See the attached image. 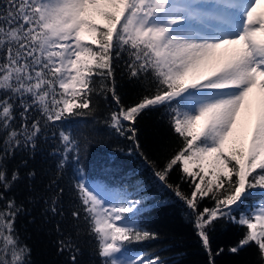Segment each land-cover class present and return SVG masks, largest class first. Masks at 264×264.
Instances as JSON below:
<instances>
[{"label":"snow or ice","instance_id":"obj_1","mask_svg":"<svg viewBox=\"0 0 264 264\" xmlns=\"http://www.w3.org/2000/svg\"><path fill=\"white\" fill-rule=\"evenodd\" d=\"M261 0H0V264H31L6 198L20 179L5 161L35 151L51 132L56 168L73 170L71 217L95 240L99 264H163L130 246L157 238L140 223L145 211L138 185L130 193L85 178L81 153L88 137L73 133L96 111L94 96L108 94L116 108L105 119L127 139L164 187L193 216L201 246L215 264L209 230L218 220L243 228L229 251L252 246L264 264V12ZM127 56L130 81L150 83L151 94L125 107L115 91L116 60ZM99 85V87H97ZM256 94L255 108L252 101ZM167 110L179 147L157 168L140 152L135 124L148 110ZM58 134V135H57ZM84 140V145L81 144ZM122 151V149H121ZM133 148L128 149L131 155ZM179 170L180 184L168 182ZM29 178L35 173H29ZM59 188L47 211L60 210ZM210 199L213 207H199ZM248 201L253 203L249 204ZM57 231H60L57 225ZM79 264L72 237L58 241ZM223 249H220L222 252ZM217 252L215 255H219Z\"/></svg>","mask_w":264,"mask_h":264},{"label":"trees","instance_id":"obj_2","mask_svg":"<svg viewBox=\"0 0 264 264\" xmlns=\"http://www.w3.org/2000/svg\"><path fill=\"white\" fill-rule=\"evenodd\" d=\"M127 56L116 60L114 66L115 91L121 103L127 107L138 102L148 91L150 83L145 81H130L126 69ZM99 87V85H97ZM96 111L92 117H86L85 123L76 125L69 122L73 133L88 137V143L81 153L80 167L85 178L102 183L111 188H124L128 192L135 191L139 184L141 198H147L140 215V223L157 238L142 243H134L130 247L135 252H149L158 255L163 264H208L209 257L196 235L193 227V216L185 204L174 193L164 187L153 175L152 167L145 163L143 157L136 152L127 139L112 133L105 123L111 110L116 108L111 95L94 96ZM136 140L140 152L155 167L160 168L179 147V141L169 127L167 110L163 108L145 111L137 120ZM58 135V134H57ZM51 132L48 139L41 138L36 150L17 151L5 161L9 177L17 170L20 179L5 193L6 198H14L23 211L16 217V233L22 244H26L30 252L31 264H71L70 252H59L58 241L71 236L79 248L77 261L79 264H99L96 255L95 240L86 232V226L79 224L80 232L73 228L76 223L71 217L72 205L75 203L72 195L73 170L65 168L62 174L57 173V156L50 155L57 146ZM84 145V140L81 139ZM132 147V154L128 149ZM122 149V151H121ZM35 173L29 178V173ZM179 170H173L168 182L180 184L183 192L188 193V184L179 179ZM59 188L64 192L61 197L60 210L64 215H53L47 211L46 200L55 194ZM5 201H0V209ZM249 204L253 203L248 201ZM202 210L212 208L213 202L206 199L199 204ZM59 225L60 231H57ZM244 233V229L226 220H218L209 230L211 249L215 264H256L257 250L249 246L238 254L229 249L235 246ZM220 249H223L220 252ZM219 252V255L215 253Z\"/></svg>","mask_w":264,"mask_h":264},{"label":"bare ground","instance_id":"obj_3","mask_svg":"<svg viewBox=\"0 0 264 264\" xmlns=\"http://www.w3.org/2000/svg\"><path fill=\"white\" fill-rule=\"evenodd\" d=\"M258 12H264V0H261L260 5L257 6Z\"/></svg>","mask_w":264,"mask_h":264},{"label":"rangeland","instance_id":"obj_4","mask_svg":"<svg viewBox=\"0 0 264 264\" xmlns=\"http://www.w3.org/2000/svg\"><path fill=\"white\" fill-rule=\"evenodd\" d=\"M252 101H253V105H254V108H255V102H256V99H257V97H256V94L254 93L253 94V96H252ZM88 180V179H87ZM90 182H92V183H99V182H96V181H92V180H89ZM100 184H102V183H100ZM109 188H111V187H109Z\"/></svg>","mask_w":264,"mask_h":264}]
</instances>
